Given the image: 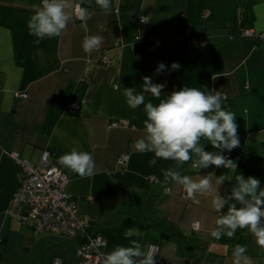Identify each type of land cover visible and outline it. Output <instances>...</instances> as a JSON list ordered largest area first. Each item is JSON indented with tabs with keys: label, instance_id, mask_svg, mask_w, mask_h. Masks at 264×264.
I'll return each mask as SVG.
<instances>
[{
	"label": "crops",
	"instance_id": "obj_1",
	"mask_svg": "<svg viewBox=\"0 0 264 264\" xmlns=\"http://www.w3.org/2000/svg\"><path fill=\"white\" fill-rule=\"evenodd\" d=\"M247 1L250 34L238 36L247 25L239 26L237 0H111L107 13L95 0H83L90 19L74 14L60 37L36 45L27 21L40 0H0V264H78L76 241L36 234L29 220L8 213L20 181L12 154L39 166L44 151L67 177L91 234L104 240L101 253L137 239L145 249L157 246L156 264H232L239 244L253 264H264V247L247 229L231 239L211 237L218 215L212 196L188 199L182 186L166 183L161 169L174 161L150 166L153 153L133 150L146 116L143 105L132 109L122 95L124 88L140 92L143 77L165 84L162 97L182 87L220 91L223 107L236 115L240 146L223 154L237 170L197 169L192 160L178 170L193 179L207 175L221 196L230 194L237 174L264 187V0ZM86 35L104 38L90 55L82 49ZM160 63L166 70L157 74ZM172 63L179 69L170 70ZM145 99L158 103L150 94ZM70 103L79 106L77 113L66 112ZM73 148L92 154L96 174L81 177L61 165L59 158ZM121 156L128 157L125 167ZM128 228L142 235L125 238Z\"/></svg>",
	"mask_w": 264,
	"mask_h": 264
},
{
	"label": "clouds",
	"instance_id": "obj_2",
	"mask_svg": "<svg viewBox=\"0 0 264 264\" xmlns=\"http://www.w3.org/2000/svg\"><path fill=\"white\" fill-rule=\"evenodd\" d=\"M95 3L106 13L111 7V0H95ZM82 4L83 0L79 3L76 0H40L39 5L33 6L34 12L27 21L29 35L36 37L34 43L38 45L45 38L60 37L74 14L81 21L90 19L91 13ZM103 43V36L86 35L82 49L90 55ZM178 69V63L170 65V70ZM165 70L166 66L160 63L155 71L159 74ZM142 79L140 92L136 88H124L122 93L130 108L143 105L146 116L143 132L134 141L133 150L141 154L153 153L150 166H155L158 159L174 161V167L161 169V172L166 183L172 181L182 186L186 198L195 200L197 195L212 196L211 205L218 214L210 233L214 240L224 236L231 239L237 229H247L264 247V187L258 178L237 174L230 194L221 196L207 175L193 179L178 170L190 160L193 161L192 167L197 169L215 166L237 170L236 163L223 154L240 146L236 115L223 107V94L207 88L182 87L162 97L165 84L153 83L151 77ZM145 94H150L158 103L146 102ZM201 141H207L216 151H206ZM59 159L62 166L81 177L93 176L97 172L95 160L89 152L73 148ZM224 181L221 176L216 184L219 186ZM124 235L132 238L142 233L137 228H128ZM156 248L155 244H150L145 249L137 239H129L128 246L116 245L110 252L100 255L102 264H156ZM246 252V246L235 245L232 264H253Z\"/></svg>",
	"mask_w": 264,
	"mask_h": 264
},
{
	"label": "built area",
	"instance_id": "obj_3",
	"mask_svg": "<svg viewBox=\"0 0 264 264\" xmlns=\"http://www.w3.org/2000/svg\"><path fill=\"white\" fill-rule=\"evenodd\" d=\"M138 22L146 23V19L140 17ZM242 34L249 33L244 31ZM102 60L103 63L108 62L106 59ZM15 97L26 99L27 94L15 93ZM78 109V105L70 103L66 112L72 114ZM12 158L18 165L20 181L15 193L8 200V213L23 222L30 220L36 233L79 239L76 251L78 264H102L100 254L105 242L101 236L91 234L89 221L80 216L76 201L67 191V177L51 160L49 151L41 154L39 166L31 165L17 154H12ZM127 159V156H121L118 163L125 167ZM191 227L196 230L197 224L192 223ZM157 252L156 248L155 256ZM54 264L60 262L54 261Z\"/></svg>",
	"mask_w": 264,
	"mask_h": 264
},
{
	"label": "trees",
	"instance_id": "obj_4",
	"mask_svg": "<svg viewBox=\"0 0 264 264\" xmlns=\"http://www.w3.org/2000/svg\"><path fill=\"white\" fill-rule=\"evenodd\" d=\"M237 8H238V18H239V26H241L242 28L245 27V25H247L244 29H241L239 30L237 33L238 36L242 35L244 36L242 33L244 31H250V25L252 23V21L249 20V17H251V9H250V6L248 4V1L247 0H237ZM236 32V29L234 30ZM236 33V34H237ZM235 36V35H234ZM79 111V109H78ZM78 111L72 113V114H75L77 113ZM69 114V113H68ZM50 153V151H49ZM50 156H51V153H50ZM55 164V163H54ZM73 197V196H72ZM73 199L76 201V204H77V200L73 197ZM77 208H78V205H77ZM84 218V217H82ZM19 219V218H18ZM90 223V229H91V222L89 219H87ZM30 221V220H29ZM31 222V221H30ZM32 227V226H31ZM33 229V227H32ZM34 230V229H33ZM35 232V231H34ZM36 233V232H35ZM36 234H41V233H36ZM45 235H50L49 233H43ZM51 235H55V234H51ZM74 241H76V244H78V241L79 239H73Z\"/></svg>",
	"mask_w": 264,
	"mask_h": 264
}]
</instances>
